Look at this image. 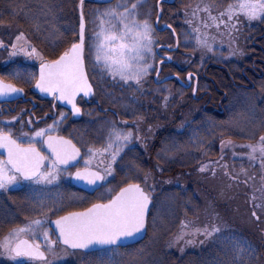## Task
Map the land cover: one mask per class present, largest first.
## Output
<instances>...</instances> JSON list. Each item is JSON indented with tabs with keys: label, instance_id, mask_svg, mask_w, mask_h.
Masks as SVG:
<instances>
[{
	"label": "trees",
	"instance_id": "obj_1",
	"mask_svg": "<svg viewBox=\"0 0 264 264\" xmlns=\"http://www.w3.org/2000/svg\"><path fill=\"white\" fill-rule=\"evenodd\" d=\"M214 1L220 5L221 0ZM77 2L80 0H0V38L10 43L17 34L24 35L31 44L42 51L45 59L54 60L78 41L80 16ZM98 5L100 4L93 2H87L85 5L88 26L91 18H94L93 9ZM175 6L176 4L167 6L165 13L172 16ZM177 12L181 13L179 10ZM169 19H172L171 22L174 23L181 37L178 24L173 18L169 17ZM260 31L259 28L255 31L256 37L262 34ZM259 46L263 49L247 46L246 56L239 67H234L233 61L224 63L219 54L208 58L202 55L198 67L194 68L196 72H200L205 82L202 84L203 88L207 87L206 101L205 98L195 99L193 95L185 93L187 92L185 89L184 91L178 88L180 99L175 104L170 97L166 100L163 92L165 88L174 86L173 82L159 85L148 78L123 86L106 80L104 73L97 72L95 75L94 72H90L96 86V96L90 102L83 103V117L80 120L65 118L61 134L72 138L86 152L90 148L106 147L112 137V131L122 128L120 123L123 120L131 122L133 126H129L128 130L134 132V144L116 163L109 179L110 187L116 192L128 183L143 185L147 176L152 175V180L155 179L154 190L161 192L163 197V205L160 208L168 207L175 212L172 218L166 217L163 210H156V206L159 205L158 199L153 198L148 239L136 246L120 250L123 253L120 264L148 262V256L154 248L153 236L157 241L164 237L163 241L166 242L172 231L167 236L165 234L172 227L164 231L163 223L169 225L171 219L173 226L175 222L177 223L176 220L193 216L196 212L192 209L196 204L197 193L211 198L218 208L224 207L222 198H227V204H230L234 200L232 195L235 193L244 200L232 203L233 207L240 205L242 210L239 212L236 210H219V212L227 223L242 235L248 245L242 244L239 251L234 248L229 250L221 239H217L205 249L194 251V255L191 252L185 255L179 254L164 247L157 256L158 264H259V262L264 264V210H258V204L264 201H260L259 198L254 200L255 190L251 193L252 180L245 182L242 179H233L222 182L210 179L208 175H204L201 180L190 177L193 172H197L200 165L221 155L222 151L219 149L221 137L224 136L233 143L237 141L248 143L264 135V97L258 99L259 93L264 89L263 39L259 40ZM4 60L5 55L0 52L1 75L25 88L28 96L36 99L35 110L38 115L53 114L57 110L59 117L62 112H66L61 107L55 108L53 101L40 99L33 92L37 79L35 66L22 62L5 64ZM222 64L227 66L225 67L230 75L221 67ZM254 64L261 68L259 74L252 76L253 82L245 80V75L251 70L249 67ZM230 65L232 66L229 67ZM167 67L170 69L171 66ZM206 75L209 78L205 77ZM241 83L249 87H236ZM30 107L31 104L24 102L0 103V129L13 130L15 136L19 132L23 133L25 126L28 125L27 111ZM219 107H223L224 113L218 111ZM189 114L191 115L188 116ZM17 118L25 124L24 128H13ZM145 140V147L142 148L139 143ZM246 164H249L248 159L241 161L238 166L243 169ZM159 167H162V171ZM179 176L185 178L181 186L172 183L169 186L162 185L167 179H175ZM251 179H255L256 182L255 173L251 174ZM158 183H160L159 187L156 185ZM257 185L264 198V182L260 181ZM67 191L65 197L67 203L70 195L74 193L90 201L93 199L76 189L70 182ZM14 193L17 192L0 194V238L16 225H21V221L35 220L44 214V210L23 211L16 208L15 215L6 220L5 217L11 214L6 210L10 206L16 207L14 203L19 200ZM252 204L256 210H252ZM48 214L54 217L61 215L54 214L50 210ZM145 246L147 248L143 250ZM101 254L103 252L86 255L94 259ZM98 264H110V262L108 259V262Z\"/></svg>",
	"mask_w": 264,
	"mask_h": 264
},
{
	"label": "rangeland",
	"instance_id": "obj_2",
	"mask_svg": "<svg viewBox=\"0 0 264 264\" xmlns=\"http://www.w3.org/2000/svg\"><path fill=\"white\" fill-rule=\"evenodd\" d=\"M158 3L159 0H114L108 5L94 7L92 13L94 18H91L87 31L86 58L89 71L94 72L95 75L97 72L104 73L106 80L115 85L125 86L148 78L155 81L160 61L157 47L161 44L175 46L172 32L160 33L155 27L158 18ZM175 4L174 14L169 16L168 13H165L160 27L162 28L166 23L174 25L169 17L173 18L181 30V49L172 54L173 63L168 64L171 66L170 69L167 67L168 65L163 67L161 78L179 72L182 79L188 83V74L196 73L201 76L194 67H198V63L203 58L202 55L208 58L219 54L224 63L233 61L234 67H238L246 56V48L263 49L259 46V40H264V37H260L264 34L262 32V30L264 31V0H221L220 5H217L214 0H178ZM166 8L167 6H164V10ZM258 28L261 29L262 34H259L257 38L254 33ZM0 52L5 55L3 61L5 64L22 62L38 67L45 60L42 51L31 44L24 35L17 34L10 43L2 41L0 38ZM161 53L168 54L165 50H161ZM222 66L226 65L222 64ZM192 81L194 85L196 82L194 75ZM173 83L174 86L165 88L163 92L166 100L170 97L177 104L180 99L178 88L183 90L184 88L177 81ZM186 91L185 93L188 95L194 94L193 86ZM198 94L200 97H206L203 88ZM259 94L258 99H262L264 89ZM204 100L206 101V99ZM221 110L224 109L221 108ZM66 116L68 117L67 114L62 115L61 113L58 119L42 124L36 122L40 116L39 118L27 116L28 125L25 126L23 133H18L17 137L22 143L39 144L42 147L47 134H61V127ZM16 120L13 123V128H24L25 124L20 121V118ZM121 126L122 128L112 131V137L106 147L90 148L85 152L80 168H95L106 176L105 190L94 196L91 201L78 193L70 195L69 203L65 201L72 172L61 169L51 158H48L45 169L37 179L25 181L14 173L0 157V194L17 192L14 195L19 199L14 203L16 207L12 205V208L10 206L6 210L11 213L5 217L6 220L15 215L16 208L23 211L44 210L43 215L35 220L21 221V225H16L0 238V264H98L106 263L108 259L110 264H120L123 260V253L116 250L104 252L94 259H90L86 254L73 252L60 246L50 227L54 216L48 214V210L54 214H62L69 210H81L93 202L102 199L109 200L114 196L115 190L110 187L109 179L116 163L122 158L124 152L133 146L135 138L134 132L128 130L129 126H133L131 122L123 120L120 123ZM0 131L4 130L0 129ZM9 133L15 135L13 130H10ZM228 140L230 139L221 137L219 142L221 155L200 165L197 172L190 175L191 179L201 180L204 175H208L210 179L222 182H229L233 179H242L245 182L252 180L251 193L255 190L254 200L259 198L260 201H264L260 194L261 189L257 185L260 181L264 182V135L258 140L248 143L239 141L233 143ZM145 143L146 140L139 143V146L143 148ZM245 159L249 160V164L241 169L238 165ZM161 168L159 167L162 171ZM253 173L257 176L256 182L255 179H251ZM183 179L185 178L182 176L167 179L162 185L169 186L172 183L181 186ZM156 185L159 187L160 183ZM142 186L153 198L158 199L159 205L156 206V210H163L166 217L172 218L171 216L175 214L174 210H170L168 207L160 208L163 205V197L161 192L154 190L155 179L152 180V175L147 176L146 182ZM195 197L197 198L196 204L192 210H196V212L193 216L176 220L177 223L175 222L173 226L171 219L169 225L163 223L164 231L170 229V226L172 227L165 236L169 235L171 231L172 233L167 237L166 242L163 241L164 237L157 241L153 236L154 248L148 256V262H143V264H158L157 256L161 250H164V247L185 255L205 249L214 244L217 239H221L229 250L234 248L239 251V247L246 244L247 241L241 237L242 235L230 226L219 212V210L239 212L242 210L240 205L233 207L232 203L243 202L242 198L235 193L232 195L234 200L230 204H227V198H222L224 207L218 208L211 198L205 197L201 193H197ZM251 208L256 210L253 208V204ZM258 210H264V203L258 204ZM162 215L164 214L162 213ZM21 236H29L39 246L46 248L49 254L48 260L37 263L16 261L12 255V246ZM146 248L147 246L142 249ZM145 253H147L146 250Z\"/></svg>",
	"mask_w": 264,
	"mask_h": 264
},
{
	"label": "water",
	"instance_id": "obj_3",
	"mask_svg": "<svg viewBox=\"0 0 264 264\" xmlns=\"http://www.w3.org/2000/svg\"><path fill=\"white\" fill-rule=\"evenodd\" d=\"M80 3V32L79 41L69 51L59 58L44 62L38 69V79L35 85L36 92L46 99L55 98V102L70 110L76 119L82 117V110L78 104L81 97L90 100L95 94L94 86L89 78L86 61V31L87 22L84 15V3ZM98 3H111L114 0H92ZM175 0H162L173 3ZM156 27L160 29L161 9ZM172 29L165 25L162 31ZM177 37V34L174 33ZM170 46H160L161 49L175 51ZM172 62V58L165 57ZM161 74L159 68L156 80ZM174 79L187 85L179 76L171 75L159 83ZM191 75H189V80ZM25 90L13 82L5 80L0 75V102H16L25 97ZM197 94V83L195 95ZM46 151L64 168H76L83 159L80 147L70 138L56 134H49L45 138ZM0 155L5 158L9 166L24 179H36L45 166L46 155L36 146L21 145L8 133L0 134ZM104 175L97 169L81 168L74 172L72 183L80 190L94 195L102 187ZM152 200L149 194L138 184L130 183L124 186L108 203H96L89 208L71 212L52 221V228L60 242L72 250L85 252L97 251L113 246H129L142 242L147 235V226ZM13 253L26 255L30 258L46 259L45 252L31 240L22 238L13 246Z\"/></svg>",
	"mask_w": 264,
	"mask_h": 264
},
{
	"label": "flooded vegetation",
	"instance_id": "obj_4",
	"mask_svg": "<svg viewBox=\"0 0 264 264\" xmlns=\"http://www.w3.org/2000/svg\"><path fill=\"white\" fill-rule=\"evenodd\" d=\"M260 37H264V34L263 35H260ZM163 60V57H160V61H159V63L161 62ZM167 64H162V68H163V66H166ZM251 70H250V73H248V74H246L245 75V77H246V79L245 80H248V81H251V82H253L252 80H253V77L252 76H257V73H258V71H259V69H261L260 67H257L255 64L253 65V66H251V67H249ZM180 75V74H179ZM229 75H230V73H229ZM181 76V75H180ZM205 77H207V78H209L207 75L205 76ZM200 80H201V78H199L198 79V83L200 84ZM241 85L242 86H246V87H249V85H246V84H242L241 83ZM251 86H253L254 87V85H251ZM250 86V87H251ZM26 97H27V99L28 100H24L23 102L24 103H29V104H32V103H36L35 102V98H33V97H31V96H28V94L26 95ZM37 108V106H35V109ZM33 110V111H29V114H30V116H33V117H35V116H37L38 114L36 113V110ZM224 111H221V113H223ZM39 120H42V119H38V122H40ZM74 211H81V210H74ZM150 224V223H149ZM22 237H26V236H22ZM27 237H29V236H27ZM44 250H46V248H44ZM20 258H24V257H20Z\"/></svg>",
	"mask_w": 264,
	"mask_h": 264
}]
</instances>
